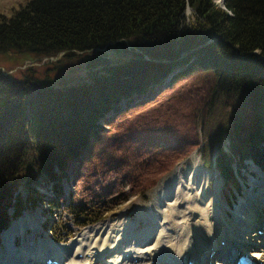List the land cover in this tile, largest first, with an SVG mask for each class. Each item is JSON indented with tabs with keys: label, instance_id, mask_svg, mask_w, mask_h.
<instances>
[{
	"label": "trees",
	"instance_id": "1",
	"mask_svg": "<svg viewBox=\"0 0 264 264\" xmlns=\"http://www.w3.org/2000/svg\"><path fill=\"white\" fill-rule=\"evenodd\" d=\"M9 53L81 69L0 67V231L39 199L21 184L56 185L79 159L140 196L197 149L228 193L245 159L264 168V0H28L0 15ZM68 210L78 227L104 218Z\"/></svg>",
	"mask_w": 264,
	"mask_h": 264
},
{
	"label": "rangeland",
	"instance_id": "2",
	"mask_svg": "<svg viewBox=\"0 0 264 264\" xmlns=\"http://www.w3.org/2000/svg\"><path fill=\"white\" fill-rule=\"evenodd\" d=\"M27 1L0 0V15L10 17ZM216 1L221 3V0ZM8 55L9 57L0 56V67L12 74L22 71L26 67L34 69L38 75H44L47 71L50 76L66 74L67 72L78 73L81 69V64L77 60L62 61L60 64L53 65L52 63L56 59L26 58L23 55L11 53ZM11 55L15 59H10ZM182 86L180 90L186 92L194 88L196 84L185 82ZM82 161L83 159H79V162H74L69 166L67 170L68 179L51 181H56V185L43 186L32 183L30 185L21 184L19 187L18 193L24 199L35 193L39 195V199L30 205L28 204L29 206L24 209L20 217L11 219L9 223L18 221V219L29 218L32 227L28 230L25 229L24 236L30 243L47 242L64 245L73 241L83 230L90 228H94L92 230L95 232L99 229L110 228L115 229L119 234L125 232L128 234L129 229L132 231L135 226H138L135 228L136 233L141 231L155 233L161 230L164 238L160 240L164 242L166 238L170 243H173L172 232L176 230L183 218L186 219L190 215L194 217L198 212L196 207L201 210L203 205L213 209H222L230 220H235L236 217L241 216L238 213L242 212L239 207L240 202L243 205L247 203L244 213L247 211L245 214L249 215V221L252 219L251 215L255 214V220L264 216V168L262 165H253L249 159H245L243 162L246 171L242 170L241 177L237 179L239 188H232L231 192L228 193L226 190L229 188H227V184L220 174L212 168L203 167L197 149L192 151L189 158L177 163L171 172L165 175L155 187L148 189L144 196L134 195V191L129 189L120 179L122 177L120 172L116 174L107 170L108 168H99L91 172L86 169L88 165ZM192 177L191 182L193 184L188 185V181ZM201 178H204V181ZM198 180L201 181V185L204 182V201L201 202L194 192ZM195 182L196 185H194ZM56 186H58V190L54 189ZM250 202L254 203L252 212H250ZM77 204L90 207L91 212H96L104 218L90 226L83 228L76 226L68 209L69 205ZM210 208L209 213L212 216V213L216 212L217 209L214 211ZM164 214L166 220L162 221L160 228H157V222L162 220ZM255 220L253 219L254 224L247 233L249 238L257 227ZM6 229L4 228L0 232ZM53 237L60 241L53 240ZM116 238L121 239L123 237L120 235ZM251 244L261 249L254 240L251 241ZM21 245H23L22 237H18L14 241V246L20 247ZM5 247H7V243H4L0 236V253L5 251ZM250 250L254 251L255 249ZM48 258L52 259V257Z\"/></svg>",
	"mask_w": 264,
	"mask_h": 264
},
{
	"label": "bare ground",
	"instance_id": "3",
	"mask_svg": "<svg viewBox=\"0 0 264 264\" xmlns=\"http://www.w3.org/2000/svg\"><path fill=\"white\" fill-rule=\"evenodd\" d=\"M191 180L193 177L188 185L193 184ZM201 180L204 181V178ZM203 184L204 182L201 185L200 180L197 185L196 182L194 184V192L200 202L204 201ZM250 205L252 212L254 203L250 202ZM246 206L247 203H239L241 209H238L242 212H238L241 216L235 220H230L222 209L214 208L217 211L210 216V206L203 205L201 210L196 207L197 214L183 218L172 232L173 243L166 238L164 242L160 240L164 238L161 230L155 233H136L135 228L138 226H135L132 231L127 230L128 234H119L110 228L95 232L94 228H90L83 230L73 241L64 245L47 242L33 244L24 236L25 229L32 227L31 221L29 218L18 219L12 221L9 228L1 233V239L7 243V247L4 253H0V264H43V260L48 257H52L56 264H223L226 263L223 258L225 255L233 252L244 254L252 248L255 249L251 256L255 259L253 261L264 264V236L258 233L264 223L262 220H255V214L251 215L252 219L249 221V215L245 214L247 211L244 213ZM253 219L257 227L249 238L247 233L254 224ZM164 220L165 214L157 222V228L161 227ZM26 222L29 224L26 225ZM120 235L123 238H116ZM18 237H22L23 245L20 247L14 246ZM252 240L261 243L257 244L261 249L254 247ZM221 241H224V246Z\"/></svg>",
	"mask_w": 264,
	"mask_h": 264
},
{
	"label": "water",
	"instance_id": "4",
	"mask_svg": "<svg viewBox=\"0 0 264 264\" xmlns=\"http://www.w3.org/2000/svg\"><path fill=\"white\" fill-rule=\"evenodd\" d=\"M186 12H187V13H189V12H190V7H189V5H187ZM61 54H62V53H61ZM61 54H60V55H61ZM57 58H58V57H55V58H50V59H57Z\"/></svg>",
	"mask_w": 264,
	"mask_h": 264
}]
</instances>
